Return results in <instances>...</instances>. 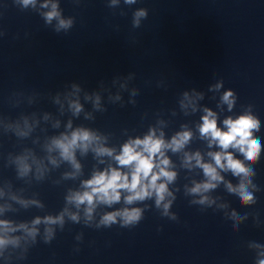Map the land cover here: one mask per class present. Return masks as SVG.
Segmentation results:
<instances>
[{
  "label": "clouds",
  "instance_id": "obj_1",
  "mask_svg": "<svg viewBox=\"0 0 264 264\" xmlns=\"http://www.w3.org/2000/svg\"><path fill=\"white\" fill-rule=\"evenodd\" d=\"M13 2L22 11L36 12L45 26L57 34L68 33L75 24V17L63 14L60 0ZM73 3L78 6L80 0H73ZM136 3L137 0H123L127 6ZM120 5L121 0H108L107 4L112 9ZM124 14L121 11V15ZM147 17V8H137L132 13V27L140 28ZM4 34L0 32V36ZM134 79L133 72L126 76L117 75L110 85L100 81L98 90L91 92L72 82L65 86L64 91L49 95L56 106L55 114L48 111L21 112L15 119L0 115V133L15 136L18 144L31 140L32 145L8 152L4 158V167L12 168L16 179L25 185L16 187L11 180L0 179V260L4 264L25 259L38 238L50 244L57 231H63L69 222L95 229L111 228L113 225L134 228L152 207L147 201H154L161 217L178 222L179 217L172 211V206L180 191L176 182L181 169L187 173L185 179L188 182L183 184V193L185 197H190V205L199 206L202 212L209 208L223 212L224 218L231 221L234 232H238L239 226L248 220L249 213L239 214L227 201L213 193L223 185L228 194L238 198L242 207L257 203L255 193L260 188L254 183V165L260 161L264 145L256 135L261 130V121L254 114L253 106L249 104L243 107L240 114L227 115L220 121L217 111L199 103L204 99L202 91L196 88L185 90L178 98L180 112L184 116L202 113L194 127L182 123L179 130L169 137L165 130L170 121L163 119L158 112L155 122L149 124L147 131L141 135L133 136L128 129H123L127 139L119 145L111 143V133L74 124V119L81 116L86 121H94L95 113L106 112L105 95L108 103L124 107L122 94L127 92V103L135 105L139 89L131 86ZM158 86H163V82H159ZM223 86V80H218L208 90L220 93L216 105L220 112L226 106L227 112L231 113L237 103V94L231 88L221 92ZM39 98L40 93L37 92H13L8 102L13 107H19L24 103L36 104ZM86 104L91 105V110L85 108ZM66 114L67 120H62ZM171 115H177L175 109L171 110ZM49 129L54 130L53 134H49ZM195 140L206 142L208 151L191 149L190 145ZM89 155L95 163L85 178L82 159ZM172 156L178 157V164ZM241 156L243 159L239 158ZM62 167L65 170L60 177L52 179V173ZM228 173L238 182L234 184L226 179ZM197 176L201 178L197 179ZM47 180L54 185L78 181V185L66 189L64 204L58 213L46 212L31 220L9 218V213H18L21 209L45 210L39 193L29 195L28 192L33 183ZM252 219L255 226L261 225L258 213L253 214ZM75 239L82 242L83 233H78ZM247 247L255 253L254 264H264V244L249 241ZM76 251H79L78 247Z\"/></svg>",
  "mask_w": 264,
  "mask_h": 264
}]
</instances>
